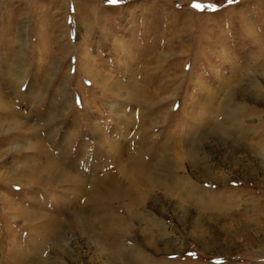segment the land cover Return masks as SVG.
I'll list each match as a JSON object with an SVG mask.
<instances>
[{
  "label": "rangeland",
  "instance_id": "obj_1",
  "mask_svg": "<svg viewBox=\"0 0 264 264\" xmlns=\"http://www.w3.org/2000/svg\"><path fill=\"white\" fill-rule=\"evenodd\" d=\"M263 124L264 0H0V264H264Z\"/></svg>",
  "mask_w": 264,
  "mask_h": 264
},
{
  "label": "bare ground",
  "instance_id": "obj_2",
  "mask_svg": "<svg viewBox=\"0 0 264 264\" xmlns=\"http://www.w3.org/2000/svg\"><path fill=\"white\" fill-rule=\"evenodd\" d=\"M250 84L254 85L255 83H254V81L250 80ZM224 107H225V110H222V114L224 115L222 117L223 120L221 122L217 123V125L214 129V131H215L214 133L218 136H220L222 134H228V133L234 134L237 132L238 133L243 132L245 134L247 132V129H246L247 125L244 124L243 119H241L240 117L248 109V106H243V105L240 106L239 105V106L233 107V105H230V103H229V104H225ZM228 123L231 124L232 126L227 127L226 125ZM260 131L261 132L258 131L260 133V135L264 136V124L262 125V129ZM249 132H251L250 134H252V131L249 130ZM243 133H242V135H243ZM146 143H147L146 137L145 136L141 137V139H139L138 142H135V144H137L136 145V151H134L130 155L129 154L127 155V153H126L125 158L118 159L119 160L118 163L120 165H122L121 170L123 173V180H120L121 178L120 179L116 178L115 175H110V176L108 175V176L99 177V178L97 176V179L95 178V180L91 183V184H93L92 186H93L94 192L97 190V192L100 193L99 190H101L100 188L102 185H103L102 187L106 186V189H102L105 191L106 196H111L112 194L122 195V193H123V195H130L131 191L129 188H131V190L136 189V188L140 189L137 183H143V184L147 183L149 185L151 183H155V184H157V186L163 187L166 184L165 180L162 179L163 176L159 175L160 176L159 177L158 173H154V169H152L155 167L150 166V161L153 158V155L150 152H148V147H146ZM243 143H245V142H243ZM165 146H168V145L166 143H163L162 147H165ZM252 148L253 149L254 148L255 149L260 148L262 151H264V142H262L259 146H257L254 143V144H252ZM114 160H116V158ZM120 161H125V162H122L123 163L122 164ZM156 162L160 166L159 169L161 171H166L165 173H167L168 178H172L171 179L172 182L170 184H167V186H169V185L171 186V185H174V183L179 182V180H176L177 175L175 172V171H177L176 169L179 168V166H178L179 164L177 163L178 161L176 162L175 158H173V156L171 154L161 157V161H160V159L159 160L156 159ZM51 164H49V166H47L48 172H47V175L45 177L48 178V176H49V177L53 178L54 177L53 171L56 172V174H57L56 176H59V178L61 180L64 179L65 176H67V177L69 176L67 173H65L63 166L59 162L58 163L54 162ZM55 168L57 171H55ZM160 173L161 172H159V174ZM126 178H127V180H126ZM117 180L118 181L120 180L119 182H121L122 184L124 183V185L117 182ZM125 186L127 187L126 188L127 190L124 188ZM105 195H102V196H105ZM102 196H99V197L102 198ZM39 250H41V249H39ZM139 253H137V254L141 255V256L143 255L141 252H139Z\"/></svg>",
  "mask_w": 264,
  "mask_h": 264
},
{
  "label": "snow or ice",
  "instance_id": "obj_3",
  "mask_svg": "<svg viewBox=\"0 0 264 264\" xmlns=\"http://www.w3.org/2000/svg\"><path fill=\"white\" fill-rule=\"evenodd\" d=\"M118 2H119V0H109V3H112V4H116ZM230 2H231V0H230ZM197 7H199V6H197Z\"/></svg>",
  "mask_w": 264,
  "mask_h": 264
}]
</instances>
